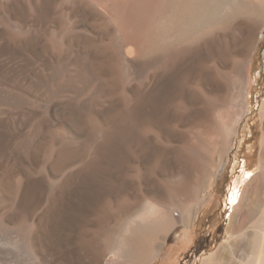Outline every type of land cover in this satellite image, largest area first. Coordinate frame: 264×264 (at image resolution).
<instances>
[{"label":"bare ground","instance_id":"6f19581e","mask_svg":"<svg viewBox=\"0 0 264 264\" xmlns=\"http://www.w3.org/2000/svg\"><path fill=\"white\" fill-rule=\"evenodd\" d=\"M259 29L264 30V0H0V193L7 200L0 199V233L18 235L28 253L44 260V247L60 246L63 230L88 204L87 193L98 194V184L112 176L107 173L112 165L126 166L123 151L139 160L149 148L184 151L193 163L190 171L202 172L209 162L205 148L165 137L155 125L162 117L158 103L169 104L166 115L161 110L166 105H159L163 117L181 114L169 118L176 127L194 111L226 114L230 98L247 104L253 59L232 56L251 46L249 35ZM93 171L103 174L97 175L102 176L98 184L94 179L95 189L89 185ZM143 172L137 168L134 180L142 181ZM210 174L200 183L203 191L211 185L215 173ZM262 181L245 211V220L253 221L240 264H264ZM169 188L162 191L165 201L155 199L163 195L148 200L139 220L108 236L106 244L98 242L97 260L91 263L88 256L89 264H151L173 223L186 224L196 216L195 205L181 202L182 188ZM188 188L186 197L193 195ZM237 200L232 193L231 202ZM174 204L181 206L179 216ZM21 217L23 222L11 229L9 223ZM240 246L238 241L233 248ZM5 247L0 245V264L11 259ZM72 250H63L62 264H73ZM57 258L50 255L46 264Z\"/></svg>","mask_w":264,"mask_h":264},{"label":"rangeland","instance_id":"374dc122","mask_svg":"<svg viewBox=\"0 0 264 264\" xmlns=\"http://www.w3.org/2000/svg\"><path fill=\"white\" fill-rule=\"evenodd\" d=\"M259 30H257L258 33L256 31L255 33L252 32L249 35V37L253 35V37L249 39L251 46L249 45L248 47H243L244 50L241 49L239 53L232 56L234 59H240L244 55H248L250 60L251 58L253 59L251 72L247 73L249 79L252 81L250 92L248 94L249 101L247 104L240 106L237 104L236 100L230 98L231 101H229L226 114L223 115L215 112L210 116L209 113L207 114V110L194 111L189 113V115L187 114L186 117L184 115L183 117H185V119L183 123H181L179 127H176V124L173 122L171 123L169 118H171V115L172 118L173 115L176 116H174V118H178L181 116V114H178V112H175L176 114L170 112L171 115L168 118V115L165 116V112L168 109L167 106H169V104L166 105V100H164L165 102L163 101L158 103L157 110L159 116L163 117L162 114L164 112L165 119H162L161 117V120H163L162 123L161 120L158 122V124L156 121L155 125H157V128L159 127V130L162 131V134L165 137L168 138V136H171V139L173 141L175 140V142L180 145L190 141L196 142L201 147L205 148L207 156H209V162H207V164L204 166L202 172H198L197 170L193 171L196 172L195 174L191 172L193 163L185 158L186 153L183 154L184 151L180 152V150H178L177 152V150H174L172 152H164L158 148H149L143 153L141 157L142 161L139 160L138 157H135V154H132L128 151H123L122 157H126V161L123 157L125 164L123 163L122 165H126V168L123 166V168L120 167L121 170H119V166L114 168L112 165V167L107 171L108 174H110L109 172L112 174V176L109 177L110 179L113 178L111 181L108 179L109 181L104 180L102 183L100 182L101 184H98V179H102L103 174L93 171L91 176V181L93 180L91 182L92 185L91 183H89V185L92 189H95L100 185V187L96 188L98 197L97 195L95 196L96 193H94L96 190H93V192L88 186L87 192L91 190L92 193H90V191L87 193V195H91V199L89 196H87L86 200L89 201L85 202L84 204H91H87L86 207L78 209V211L75 210V212L77 211L76 213H80V216L75 213L74 215L76 217H72L73 220L71 221L72 224L70 225L72 226L73 223L74 225L76 223L79 224H76L77 226L75 225L74 227L69 225L71 228L67 227V230H63L65 237H63L64 239L62 243H60V246L50 244L44 247L47 251H44V260L36 259L34 256H32V254L28 253L25 244L18 237V235L14 234V237H9L10 234L8 232L4 231L7 233L6 236L5 234L3 235L4 232H1L0 235L3 236L0 238V245L3 243V245L6 246L5 248H7V250L11 253V259L8 260L9 262L6 264H46L50 255L58 257L57 260L59 262L57 261L55 264H62V262L66 263L64 261L67 259V257H65L63 254H66L67 250L71 252L73 248H75L72 250L75 254L72 252V255L77 257L73 259L72 256V258L68 256V260L71 259L70 261H72L73 264H84V260L86 264H89L90 262H88V256L91 258V263H94V261L96 262L97 260L95 255V252H97L96 244H98V242L101 243L102 240L104 241L102 243L106 244L105 239L108 236L113 234L115 235L120 231H124V228L126 229L125 226H129V222H132L136 219L139 220L140 215L142 216L140 213L146 211L148 208L147 206L150 205L148 200H152L156 196H162V191L164 189H168V187H170L169 189L182 188L181 196L184 197V199L181 200V202L184 204L192 203L195 205L194 207L196 209V216L186 224L181 222L173 223L167 232L166 241L162 251L157 255L156 258L153 259L151 264H240L244 259L243 254L246 252L243 249V245L250 239V224H252L253 221L252 220L250 223L245 220V211L250 205L254 195V190L258 184L263 182L262 180L264 179V167L262 164V158L264 156V143H262L264 139V36L261 37V35L264 33V30ZM240 47L241 44L236 46L237 49ZM245 48L249 49L246 50ZM248 57L247 59H249ZM221 90L222 89H220V92H218V95L222 93L223 96L224 92ZM160 104H163L162 106L166 105V107L161 108V110H165H162L163 112L161 111V113L159 110L161 106ZM196 107L198 106L196 105ZM167 112H169V109ZM177 114L179 116H177ZM225 117H227V119H225ZM144 120L145 119H143V121ZM152 120H150V122L154 125L155 119ZM167 120H169L168 122L170 123H168ZM62 124L65 126L67 122L63 121L61 125ZM176 128H179V130ZM226 128L229 129L226 131ZM188 132L192 134H189ZM126 139L128 140V138ZM150 146L151 144H149V147ZM145 149L146 148H144L143 151ZM165 153L167 155L169 154L168 156L170 157L168 158ZM180 153H182L181 155L184 156L179 155ZM153 154L157 155L155 156ZM217 154L220 155V157H218ZM125 155H128V157ZM171 157L173 160L169 161V159H172ZM182 157H184V159H180ZM127 159H129V161H127ZM159 159L162 160L160 161ZM156 160L160 161V165ZM181 161H183V163L185 162L184 165ZM155 163L158 164V167H156L157 165H155ZM189 163H191V165ZM112 168H114V170ZM137 168H139L141 173L144 171V178L142 181L138 179L136 181L134 180L136 179L134 178V174ZM118 170L119 172H117ZM206 171L207 173H205ZM213 172L215 175L214 177H210V187L203 191L201 188L202 184L200 185V183H202L204 178L205 180L207 178L209 179V176L212 175L210 173ZM94 173L96 176H93ZM151 174L154 175V179L150 177ZM97 175L102 176L101 178H97ZM199 175L202 176L200 177ZM113 176H116L117 178H114ZM94 179H97L96 183L98 186L95 184ZM108 182H110V187L108 184H106ZM106 185L109 188H107ZM101 188L104 189L102 190ZM186 188L192 191L193 195L191 194V196L186 197L184 195L187 193ZM198 188L202 190L200 191ZM196 190L197 192L198 190L200 191V195L197 194V197L194 195ZM232 193L238 194V197H240V200H237L238 202H231ZM95 197H97V199ZM163 197L164 195L162 198L156 197L155 199H157L159 202H162L167 199L165 197L164 199ZM0 199L3 200L4 204H6L7 200L4 195L2 196L1 193ZM260 199L261 201L264 200V188H262L260 193ZM195 202L198 203L197 206ZM262 203L264 204V201H262ZM84 204L83 206H85ZM172 207L176 215L177 210L181 206L179 204L178 206L177 204H174ZM107 208L109 211L111 208V212H108V210H106ZM102 211L107 213H102ZM81 213L83 215H81ZM99 214H101V216ZM102 214L104 215L102 216ZM76 218H78L80 221H78ZM74 219H76L77 222H75ZM22 220V217L14 219L9 223V226L11 229L15 230L18 228L19 224L23 222ZM98 233L99 235L97 237L96 235ZM96 238H99V241ZM65 239L66 241H64ZM238 241H241V246L240 248L238 247L234 249L233 246H235ZM83 244L85 246L87 244V247L83 248ZM88 245L91 247L89 250ZM68 247L71 250L68 249ZM88 252H90V255Z\"/></svg>","mask_w":264,"mask_h":264}]
</instances>
